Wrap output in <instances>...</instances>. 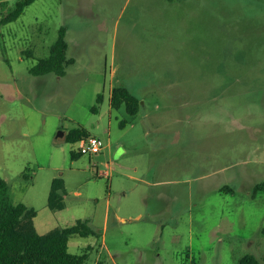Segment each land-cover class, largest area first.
Returning a JSON list of instances; mask_svg holds the SVG:
<instances>
[{"label":"rangeland","instance_id":"rangeland-1","mask_svg":"<svg viewBox=\"0 0 264 264\" xmlns=\"http://www.w3.org/2000/svg\"><path fill=\"white\" fill-rule=\"evenodd\" d=\"M17 1L0 7V178L38 233L87 220L98 237L69 244L87 264H264V0H37L1 24ZM61 27L75 63L31 75ZM119 86L135 117L110 106ZM80 128L101 153L72 158Z\"/></svg>","mask_w":264,"mask_h":264},{"label":"trees","instance_id":"trees-1","mask_svg":"<svg viewBox=\"0 0 264 264\" xmlns=\"http://www.w3.org/2000/svg\"><path fill=\"white\" fill-rule=\"evenodd\" d=\"M7 0H0V7L4 9ZM37 0H18L15 8L1 19V24H9L17 21L29 7ZM68 43L66 41V29L61 27L57 41L52 45L48 57L40 59L31 68L33 76H46L50 74L63 77L68 67L75 63L73 58L67 57ZM27 53V52H26ZM28 56L32 53L28 52ZM103 101V95L98 102ZM140 99L132 94L126 87L119 86L113 89L110 106L113 110L125 107L130 117H135L140 110ZM129 121L121 122L124 128ZM92 137L85 129H77L69 132L65 140L71 143L81 142ZM83 154H72L77 159ZM264 191V183L258 184L254 192ZM65 182L62 178H55L52 182L48 207L57 212L65 209ZM37 211L25 204H15L10 194L8 183L0 178V264H87L89 250H84L81 255H73L69 252V242L75 236L82 238L98 237L97 232L90 226L87 220H78L73 226L56 228L47 234L38 233L34 219ZM264 261V256H263ZM237 264H262L252 255L243 256Z\"/></svg>","mask_w":264,"mask_h":264},{"label":"built area","instance_id":"built-area-1","mask_svg":"<svg viewBox=\"0 0 264 264\" xmlns=\"http://www.w3.org/2000/svg\"><path fill=\"white\" fill-rule=\"evenodd\" d=\"M104 148V143L97 137H90L80 142V153L83 155H97Z\"/></svg>","mask_w":264,"mask_h":264},{"label":"water","instance_id":"water-1","mask_svg":"<svg viewBox=\"0 0 264 264\" xmlns=\"http://www.w3.org/2000/svg\"><path fill=\"white\" fill-rule=\"evenodd\" d=\"M64 136V133L63 132H60L59 134H58V138H62Z\"/></svg>","mask_w":264,"mask_h":264},{"label":"crops","instance_id":"crops-1","mask_svg":"<svg viewBox=\"0 0 264 264\" xmlns=\"http://www.w3.org/2000/svg\"><path fill=\"white\" fill-rule=\"evenodd\" d=\"M139 217V216H138ZM120 221H122L123 223L125 222V220H123V219H121ZM69 244H70V242H69Z\"/></svg>","mask_w":264,"mask_h":264}]
</instances>
